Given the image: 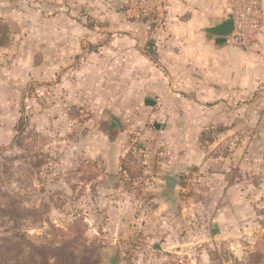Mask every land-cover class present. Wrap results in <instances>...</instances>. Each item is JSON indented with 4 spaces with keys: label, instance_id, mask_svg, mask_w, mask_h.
I'll use <instances>...</instances> for the list:
<instances>
[{
    "label": "rangeland",
    "instance_id": "374dc122",
    "mask_svg": "<svg viewBox=\"0 0 264 264\" xmlns=\"http://www.w3.org/2000/svg\"><path fill=\"white\" fill-rule=\"evenodd\" d=\"M159 1L0 0V240L67 243L75 264H264V56H176Z\"/></svg>",
    "mask_w": 264,
    "mask_h": 264
},
{
    "label": "crops",
    "instance_id": "0c3cea01",
    "mask_svg": "<svg viewBox=\"0 0 264 264\" xmlns=\"http://www.w3.org/2000/svg\"><path fill=\"white\" fill-rule=\"evenodd\" d=\"M234 2L235 0H173V15L175 10V14L178 15L176 26L178 27L177 29L180 36H183L180 41L185 40V38L189 41V43H185V41L179 43L180 52L178 54L175 53L176 56H184V53L188 54L189 47L193 48L195 46L196 50L199 51L201 49L204 50L206 45L212 49L214 45L218 43H226V45L229 46H216L218 52L224 50L225 56H228L229 50L235 53L240 60H244V54L247 52H254V55L259 58L264 56V0L262 1V32L254 42L248 45L237 44L230 40L229 35H217L207 30L208 27L222 22L229 15H232V6ZM192 43L196 44L194 45ZM172 44L177 46V43ZM182 51H184V53ZM239 66L240 65H238V67ZM257 80L260 82L264 80V75H259Z\"/></svg>",
    "mask_w": 264,
    "mask_h": 264
},
{
    "label": "trees",
    "instance_id": "16d2710c",
    "mask_svg": "<svg viewBox=\"0 0 264 264\" xmlns=\"http://www.w3.org/2000/svg\"><path fill=\"white\" fill-rule=\"evenodd\" d=\"M9 26L0 23V47L8 41ZM6 212L17 218L19 210L9 208ZM35 209L25 211L23 217L33 215ZM75 264L76 256L67 243L61 245L37 244L27 238L0 240V264Z\"/></svg>",
    "mask_w": 264,
    "mask_h": 264
},
{
    "label": "built area",
    "instance_id": "2783aa9c",
    "mask_svg": "<svg viewBox=\"0 0 264 264\" xmlns=\"http://www.w3.org/2000/svg\"><path fill=\"white\" fill-rule=\"evenodd\" d=\"M155 1V7L159 8V0ZM262 1L263 0H235L232 6L234 22L233 31L229 34L230 40L237 44H250L254 42L262 32ZM146 11L147 8H144Z\"/></svg>",
    "mask_w": 264,
    "mask_h": 264
},
{
    "label": "water",
    "instance_id": "95a60500",
    "mask_svg": "<svg viewBox=\"0 0 264 264\" xmlns=\"http://www.w3.org/2000/svg\"><path fill=\"white\" fill-rule=\"evenodd\" d=\"M233 28H234L233 17L232 15H229L222 22H219L211 27H208L207 30L213 34L228 36L233 31ZM162 184L168 195L172 198H176L177 189L179 186L178 181L171 177H164L162 178Z\"/></svg>",
    "mask_w": 264,
    "mask_h": 264
}]
</instances>
